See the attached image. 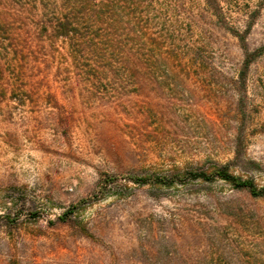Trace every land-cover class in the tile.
Instances as JSON below:
<instances>
[{
    "label": "rangeland",
    "instance_id": "obj_1",
    "mask_svg": "<svg viewBox=\"0 0 264 264\" xmlns=\"http://www.w3.org/2000/svg\"><path fill=\"white\" fill-rule=\"evenodd\" d=\"M84 2L0 0V264H264V198L124 178L264 187V0Z\"/></svg>",
    "mask_w": 264,
    "mask_h": 264
},
{
    "label": "trees",
    "instance_id": "obj_2",
    "mask_svg": "<svg viewBox=\"0 0 264 264\" xmlns=\"http://www.w3.org/2000/svg\"><path fill=\"white\" fill-rule=\"evenodd\" d=\"M70 8L69 10L76 11L84 6V0H69ZM99 17V15H95ZM100 25V24H98ZM102 26V24H101ZM46 27V26H44ZM56 29V39H63V41H69V53L75 62L76 65L79 60L85 58L86 56H91L94 58H98L103 54L100 46H106L108 51L114 52V48L112 46L114 39H112L113 34L110 33V37L105 38L104 35H98L97 37L92 36V41L100 42V44H91L85 40L84 46H76L74 42L78 39L82 41L77 35L78 27L74 24H70L64 18H61L56 25L53 27ZM112 30V29H111ZM48 29H45V32ZM108 31V30H107ZM110 32V30L108 31ZM105 41L106 43H102ZM244 42V41H242ZM88 46V47H87ZM1 49V47H0ZM1 52V51H0ZM94 64V63H93ZM95 64H99V61H96ZM3 65L0 62V82L2 78ZM84 67V66H83ZM134 183L142 184V185H151L154 187L162 188V189H171L176 186H183L187 181H202L205 183H212L217 180L224 181L230 185H232L236 189L246 190L252 197L254 198H264V187L257 186L254 181L250 179H244L239 177L232 172H230L229 167L225 166H216L209 170H186V171H176L169 175H148L145 177H124ZM109 182H105L104 188L108 186ZM92 200L91 198L86 201L81 202L80 204H84L85 202Z\"/></svg>",
    "mask_w": 264,
    "mask_h": 264
}]
</instances>
